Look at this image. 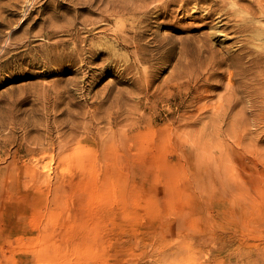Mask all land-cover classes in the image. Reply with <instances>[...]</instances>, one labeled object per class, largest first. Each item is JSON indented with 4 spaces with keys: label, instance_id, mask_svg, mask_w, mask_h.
Segmentation results:
<instances>
[{
    "label": "rangeland",
    "instance_id": "rangeland-1",
    "mask_svg": "<svg viewBox=\"0 0 264 264\" xmlns=\"http://www.w3.org/2000/svg\"><path fill=\"white\" fill-rule=\"evenodd\" d=\"M129 3L0 0V264H264L260 99L206 63L243 38Z\"/></svg>",
    "mask_w": 264,
    "mask_h": 264
},
{
    "label": "bare ground",
    "instance_id": "bare-ground-1",
    "mask_svg": "<svg viewBox=\"0 0 264 264\" xmlns=\"http://www.w3.org/2000/svg\"><path fill=\"white\" fill-rule=\"evenodd\" d=\"M129 1L131 0H123V5L115 13L134 11L137 5L131 4ZM182 1L190 2L191 0ZM205 1L209 2V6L204 9L206 18L218 14V17L221 18L219 22L224 21L226 24H230L234 31L243 38L236 49L226 55L222 54L224 56L221 55V59L212 55L206 61V63H211L214 68L227 64L235 69L234 72L228 74V91L223 95L227 103L222 102L215 108V112L220 113L217 116L231 113L240 97L254 96V98L260 99V107L252 108L256 104L254 101L253 104L250 101L251 107L246 110L251 113L257 112L258 116L264 117V46H260L256 42L264 37V27L257 25V22L264 20V0H244L245 4H239L238 0ZM139 6H144V0ZM161 8L164 9L166 16L172 13L168 3L163 4ZM245 11L249 13V16L241 15ZM226 24L221 25L220 23L217 26L223 27ZM204 63L201 64V67ZM233 77L238 80L237 85H235Z\"/></svg>",
    "mask_w": 264,
    "mask_h": 264
}]
</instances>
